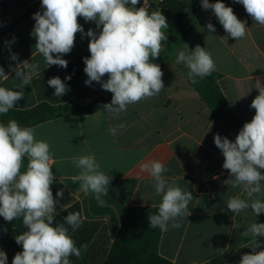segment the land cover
<instances>
[{
  "label": "crops",
  "instance_id": "obj_1",
  "mask_svg": "<svg viewBox=\"0 0 264 264\" xmlns=\"http://www.w3.org/2000/svg\"><path fill=\"white\" fill-rule=\"evenodd\" d=\"M231 7L241 21H246V35L236 40L229 36L211 9L200 12L193 24V32L186 42V52L197 45L211 53L216 65L215 72L222 74L218 84L229 105L245 124L255 115L251 102L264 87V26L255 23L244 7L237 8L232 0H222ZM31 15L0 39V68L8 76L0 77V87L21 90L15 78L17 64L24 61L39 64L40 74L24 89V98L11 110H27L41 103L53 106L69 102L86 104L96 97H106L111 92L103 90L100 83L86 85L82 77L66 80V74L75 69L78 59L89 52L90 37L86 33L101 29L95 22L78 17L84 34L77 33L70 53L61 58L68 61L67 68L57 65L47 67L45 59L35 47L36 38L31 35L35 20L33 14L43 9L41 0H0V28L15 21L27 12ZM156 11V10H153ZM152 11V12H153ZM151 13V12H150ZM211 22L215 32L207 30ZM167 35V33H165ZM167 45L164 44L160 54ZM12 54L18 60H12ZM54 56L56 54H53ZM22 71H27L21 66ZM189 69L176 60L163 72L164 89L159 95L143 99L127 106L118 117L100 109L92 114H72L32 126L35 139L50 146L53 158L54 181L63 187L80 204L84 221L105 225L106 236L112 244L130 207H159L162 197L155 194L153 179L141 171V165L160 161L169 169L163 175L169 184L190 191L193 199L188 205L190 215L184 214L169 221L163 230L159 253L172 264H239L242 256L252 252L248 247L254 237L243 233L253 223H264V213L257 216L251 208L234 214L227 208L230 196L247 199L241 188L226 185L229 171L223 169L224 157L214 143L220 134L235 141L240 130H227L212 120V112L195 89L190 85ZM59 77L67 85L66 94L53 95L55 89L47 81ZM108 76L102 78L107 81ZM1 116V114H0ZM123 124L124 128L117 126ZM117 128L116 134L110 131ZM92 155L100 165V171L112 179L107 186L108 195L100 200L96 194L81 190V182L75 180L79 169L74 158ZM25 155L20 169H27ZM264 174V170H260ZM264 191V181H262ZM264 200V195H259ZM257 198V197H254ZM179 222V228L172 223ZM101 232V227L98 229ZM264 242V237H257ZM264 250V243L256 251Z\"/></svg>",
  "mask_w": 264,
  "mask_h": 264
},
{
  "label": "clouds",
  "instance_id": "obj_2",
  "mask_svg": "<svg viewBox=\"0 0 264 264\" xmlns=\"http://www.w3.org/2000/svg\"><path fill=\"white\" fill-rule=\"evenodd\" d=\"M234 2L242 4L252 20L264 26V0ZM139 3L140 0H41L43 11L33 14L35 25L31 35L36 38L35 47L43 55L47 67L67 68L68 61L61 57L73 49L76 34H84L78 17L95 22L101 29L98 35L91 28L86 33L90 37V57L84 58V72L88 77L84 83L89 86L92 82L100 83L103 90L113 94L111 102L103 105V109L115 117L127 111L128 105L157 96L164 89V74L153 61L160 56L162 42L167 40L163 29L168 27V22L161 11L149 13L145 4L139 8L128 6ZM201 7L213 11L230 37L238 40L246 35V21L239 20L222 0L215 3L201 0ZM206 27L210 33L215 32L211 22ZM10 58L18 60L16 54ZM176 63L186 65L192 83L197 82V77L202 79L216 69L211 53L199 45L190 53L180 51ZM21 66L27 71L20 70ZM15 69V78L20 81L17 87L21 90L0 87V114L15 108L24 98L22 89L31 85L33 77L41 72L39 64L29 61L17 64ZM105 75L108 76L106 82L102 81ZM0 77L8 78L3 68H0ZM65 79L70 80L71 76ZM47 83L55 89V97L66 94L67 85L59 77L50 78ZM250 107L255 109V115L243 125L235 141L216 134L214 143L224 157L223 169L229 171V178L224 183L233 189L241 188L247 194V199L230 196L226 201L227 208L234 214L251 208L257 216L264 213V200L258 196L264 195V174L260 171L264 170V87L259 88V95ZM117 127L122 129L124 125ZM110 131L115 135L117 128ZM34 132L33 128L21 127L16 120L8 121L7 125L0 123V216L8 222L22 217L27 228L15 236L23 250L15 254L12 264H70L69 257H79L80 249L65 225L76 231L82 223L80 213L69 212L64 223L54 225L53 213L59 203L54 200L51 190L55 179L54 161L49 144L36 140ZM25 155L28 157L27 169L21 174ZM73 163L80 170L74 179L81 182L83 192L95 193L98 200L102 195H108L107 186L112 178L100 171L94 156H80L74 158ZM141 171L150 174L155 194L162 197L158 212L147 216L152 228L167 230L169 221L190 215L188 205L193 199L192 193L169 184L163 175L169 169L163 163L155 160L144 163ZM56 196L62 198L63 190L57 191ZM171 226L179 228L181 225L175 222ZM249 232L255 238L248 246L252 252L244 254L239 264H264V250L256 251L264 243L257 239L264 237V223H253L243 234L247 236ZM7 259L6 253L0 250V264H7Z\"/></svg>",
  "mask_w": 264,
  "mask_h": 264
},
{
  "label": "trees",
  "instance_id": "obj_3",
  "mask_svg": "<svg viewBox=\"0 0 264 264\" xmlns=\"http://www.w3.org/2000/svg\"><path fill=\"white\" fill-rule=\"evenodd\" d=\"M180 1L164 0L160 10L168 22L165 31L172 36V41L167 44L166 50L153 61L159 64L161 70L174 62L180 51L186 52V42L193 32L195 21L190 24L188 20L181 21L180 19L183 14ZM213 1L216 0H211V2ZM232 1L237 8L243 7L242 4ZM128 6L132 7V5ZM31 13L32 11L27 12L0 28V39L29 17ZM180 46L181 50H179ZM86 57H90V53L78 59L75 69L71 74H66V77L84 76L88 78L84 72V58ZM221 78L222 74L213 71L209 76L202 79L197 77L196 83H192L191 80L189 83L211 110L212 120L219 122L227 130H241L244 123L233 111L222 92L218 84ZM112 96V93L106 97L99 96L86 104L69 102L64 105L53 106L48 103H41L27 110H9L7 114H1L0 123L7 125L8 121L16 120L21 127H32L64 115L92 114L103 109V105L110 103ZM61 189L63 190L62 198L56 196L57 191ZM55 191L54 196L59 203L53 213L54 225L64 223V218L69 212H79L82 221L81 226L76 231H72L70 226L65 225L69 228V235L72 236L76 246L80 249L79 257L75 255L69 257L70 264H172L159 253L163 230L159 227L152 228L147 220L149 214L158 212V207H130L115 241L111 244L106 236L103 223L84 221L80 204L70 197L68 192L59 184ZM100 227L101 232L98 234ZM24 231H27V228L23 225L22 217L8 222L0 216V250L6 253L7 264H12L15 254L23 250L22 245L16 243L15 236ZM218 262L219 259L209 264H217Z\"/></svg>",
  "mask_w": 264,
  "mask_h": 264
},
{
  "label": "rangeland",
  "instance_id": "obj_4",
  "mask_svg": "<svg viewBox=\"0 0 264 264\" xmlns=\"http://www.w3.org/2000/svg\"><path fill=\"white\" fill-rule=\"evenodd\" d=\"M143 1V0H140V2ZM153 3V10H156V11H160L161 8H162V4L164 3V0H149ZM216 2V1H215ZM214 1L211 2V0H209V3H215ZM180 5H181V10H182V17L180 18L181 21H189L190 24H193V22L195 21V19L197 18V16L200 14V12H202V7H201V0H181L180 1ZM134 7V6H132ZM150 11V12H152ZM163 31L165 33H167L165 31V29H163ZM172 41V36L167 33V40H165V43L164 41L162 42V47L164 44H169L170 42ZM183 44H185V42H183ZM179 50H181V46L179 47ZM82 77L83 79L87 80L88 78L84 77V76H80ZM105 77V76H104ZM74 78V77H73ZM72 79V77H71ZM108 79V78H106ZM96 83V82H95ZM58 189V184L56 182H53V184L51 185V190L53 192V197H54V200H58L54 194H55V190Z\"/></svg>",
  "mask_w": 264,
  "mask_h": 264
},
{
  "label": "built area",
  "instance_id": "obj_5",
  "mask_svg": "<svg viewBox=\"0 0 264 264\" xmlns=\"http://www.w3.org/2000/svg\"><path fill=\"white\" fill-rule=\"evenodd\" d=\"M144 4H145L146 7H148V10H149V13H150V11H152V9H153V3L151 1H149V0H143V1H141L139 4H137L134 7L139 8L141 6H144Z\"/></svg>",
  "mask_w": 264,
  "mask_h": 264
}]
</instances>
